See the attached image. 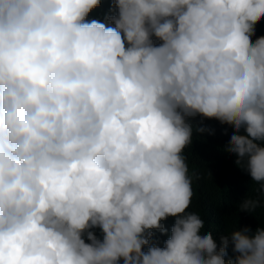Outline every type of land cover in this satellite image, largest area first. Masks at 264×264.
<instances>
[{
	"label": "clouds",
	"instance_id": "1",
	"mask_svg": "<svg viewBox=\"0 0 264 264\" xmlns=\"http://www.w3.org/2000/svg\"><path fill=\"white\" fill-rule=\"evenodd\" d=\"M111 4L0 0V264H264V227L201 234L184 155L232 126L264 207V0Z\"/></svg>",
	"mask_w": 264,
	"mask_h": 264
},
{
	"label": "trees",
	"instance_id": "2",
	"mask_svg": "<svg viewBox=\"0 0 264 264\" xmlns=\"http://www.w3.org/2000/svg\"><path fill=\"white\" fill-rule=\"evenodd\" d=\"M111 8V0H101L100 7L94 9L88 19L103 22ZM259 36H264V18L256 25L253 40ZM189 122L193 126V140L185 149L184 155L189 168L188 174L192 178L193 197L187 211L200 215L205 223L201 234L211 232L219 248L221 234H228L236 228L248 227L255 231L257 227H264V207H259L252 213L239 211V204L246 197L255 199L259 196L260 184L253 182L248 173L236 166L235 155L223 150L234 134L232 126L200 116L190 118ZM197 128H204L205 131L197 132ZM174 220L175 218L169 217L162 221L168 229L167 233L162 234L153 229L151 243L163 247ZM94 231L102 239L101 231L98 228ZM144 250L147 251V247ZM236 255L229 244L225 259L235 261Z\"/></svg>",
	"mask_w": 264,
	"mask_h": 264
},
{
	"label": "rangeland",
	"instance_id": "3",
	"mask_svg": "<svg viewBox=\"0 0 264 264\" xmlns=\"http://www.w3.org/2000/svg\"><path fill=\"white\" fill-rule=\"evenodd\" d=\"M96 235H97V237H98V238H100V239H101L100 235H98V234H96Z\"/></svg>",
	"mask_w": 264,
	"mask_h": 264
}]
</instances>
